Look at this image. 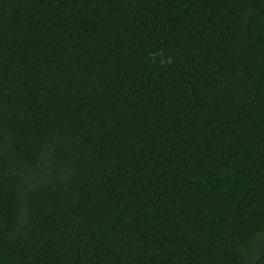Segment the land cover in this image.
<instances>
[{
    "label": "trees",
    "instance_id": "1",
    "mask_svg": "<svg viewBox=\"0 0 264 264\" xmlns=\"http://www.w3.org/2000/svg\"><path fill=\"white\" fill-rule=\"evenodd\" d=\"M0 264H264V0H0Z\"/></svg>",
    "mask_w": 264,
    "mask_h": 264
}]
</instances>
